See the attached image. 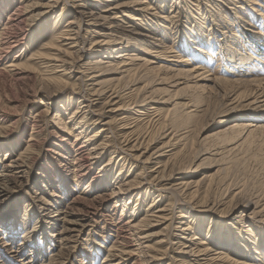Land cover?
I'll return each instance as SVG.
<instances>
[{"label":"rangeland","instance_id":"374dc122","mask_svg":"<svg viewBox=\"0 0 264 264\" xmlns=\"http://www.w3.org/2000/svg\"><path fill=\"white\" fill-rule=\"evenodd\" d=\"M138 1L0 0L14 44L0 49V173L17 158L26 180L0 192V228L15 230L0 229V264H100L108 250L189 264L204 247L264 264V130L249 125L264 121V0ZM13 10L22 23L7 25ZM108 40L104 71L85 65ZM193 63L208 79L185 74Z\"/></svg>","mask_w":264,"mask_h":264},{"label":"bare ground","instance_id":"6f19581e","mask_svg":"<svg viewBox=\"0 0 264 264\" xmlns=\"http://www.w3.org/2000/svg\"><path fill=\"white\" fill-rule=\"evenodd\" d=\"M147 0H139L137 3L138 4H142V3H144L143 5H139V9L140 10H143V11H147V9H149L150 8V6H148V5H146L147 3H145ZM17 8V10H21V8L20 7H16ZM106 9V8H105ZM124 9L125 8H122V6H119L117 9L115 8V9H112V10H107V11H109L108 12V15H102V16H98V17H101L102 19H104V21H102V22H99L101 25H106V23H108V20L110 19V22L111 23H109V24H107V25H109V26H111V28L114 26V24L112 23V21L111 20H113V17H114V19L115 18H117L118 17V15L120 16V17H122L123 15H124ZM87 12H89L88 14H85V12H82V11H80V19H81V21L80 22H88L89 20H90V18H94V17H92V11L91 10H88ZM112 15H111V14ZM135 20L136 19H139L140 17H139V15H136V16H134L133 17ZM71 21V20H70ZM98 21V19H95V21L94 22H97ZM137 21V20H136ZM138 21H140V20H138ZM7 22V23H6ZM5 23L7 24V25H11V24H15L16 25V23L18 24V23H22V18L20 17V14H19V12H17L16 10H13L12 12H11V14L10 15H8L7 16V21H6ZM5 26V25H4ZM3 26V27H4ZM7 27V26H6ZM112 30V29H111ZM5 31V30H4ZM7 31V30H6ZM60 32V31H59ZM68 32V31H67ZM67 34V33H66ZM140 34L141 35H143V36H147L148 34L146 33V32H140ZM8 35V34H7ZM62 35H63V33H62ZM69 36V35H68ZM67 36V38H70V37H68ZM111 36V35H110ZM148 36H150V37H152L153 38V42L154 43H160V42H162V40L160 41V37H158L157 35H148ZM59 37H60V34H59ZM64 37H66V35H64V36H62V39L61 40H64ZM112 39L111 40H114L115 38L114 37H111ZM129 38V37H128ZM111 40H108L109 42L107 43V44H105V46H103L104 48H105V50L108 52L107 54H104V55H101V56H96V57H94V58H91L90 59V61H87L88 63H90V64H86V63H84L85 65H93L94 64V68H96V69H103V71H104V67H105V65H108V64H110V60L111 59H108L107 57H109L110 56V52H112V47L114 46V44L116 45V43H111L112 41ZM59 41H60V39H59ZM58 41V42H59ZM69 42H71V41H69ZM69 42H65V44H67V43H69ZM115 42H118L116 39H115ZM48 43H52V41H50L49 40V42ZM47 43V44H48ZM62 43V42H61ZM14 44H12V40H4V38L0 41V49H2L3 51H4V48H9V47H12ZM64 45V44H63ZM73 45H76V43H72V45H70V47L71 46H73ZM48 46V45H47ZM163 49H166V46H167V44H163ZM103 48V49H104ZM151 48H156V46H151ZM142 49H143V47H142ZM147 49V48H146ZM57 50H59L60 51V48H57ZM69 50L67 49V47H64V48H62V51L61 52H68ZM149 51H153V50H149ZM123 52H125V51H122V52H119L117 55L118 56H120L121 55V58H120V60L118 61L122 66H125V68H124V70L125 71H127V72H131L133 69L135 70L136 69V62H135V60H133V59H136V57H132L133 56V54H132V52L131 51H129V52H125V54H122ZM126 53H129V54H126ZM107 55H109V56H107ZM132 55V56H131ZM153 55H157L156 53H153ZM177 57H173L172 59L173 60H175L176 62H182V61H185L187 58H185V56H180L179 54H177L176 55ZM105 57V58H104ZM4 58V57H3ZM123 58H128L129 59V61H126L125 59H123ZM57 59H58V57H57ZM65 61V60H64ZM63 61V62H64ZM150 61H153V60H149V62ZM122 62V63H121ZM178 64H180V63H178ZM178 64H176V65H178ZM10 65H12L11 66V68L13 67V65H14V63H8L7 65H5V66H7V67H9ZM15 66H16V64H15ZM16 67H18V66H16ZM199 67V64H197V63H193V65L190 67V68H187L186 69V71H185V74L187 73L188 74V76H190V75H192L191 77H196L197 79H208V78H206L207 76L206 75H202L201 73L202 72H198V73H196V68H198ZM3 68V67H2ZM6 68V67H5ZM4 68V69H5ZM7 69V68H6ZM175 69V68H174ZM2 70V69H1ZM183 70H177V72H182ZM205 70H203V72H204ZM84 72V70H82V73ZM92 75H94L93 73L91 74V76ZM96 75V74H95ZM189 78V77H188ZM215 81V80H214ZM142 112V111H141ZM73 115V114H72ZM71 116V115H70ZM243 123L240 121V119H234V120H232V121H229V122H227L226 124H224L223 126H221L219 129H217V130H212V131H210V135H212V134H217L218 132H221V131H232V130H237L236 128L238 127H240L241 125H242ZM250 126H256V127H260L262 130H264V121H260V122H251L250 124H249ZM123 126V125H122ZM242 127V126H241ZM253 129V128H252ZM247 130V129H246ZM252 131V130H251ZM250 132V131H249ZM94 135V134H93ZM80 151V150H79ZM80 155L82 156V153L81 154H79V155H77V158H79L80 157ZM10 161H13V162H15V163H11V162H5L3 165H4V172L3 173H0V192H1V190H2V187H4V186H9V185H11L12 183H16V182H24V181H26L25 180V178H24V174H23V169H22V171L20 170V169H18V162L19 161H17V158H10L9 159ZM87 169V168H86ZM66 170L67 169H63V170H61V173L62 174H65V176H66ZM75 170V169H74ZM75 171H77V169L75 170ZM78 172H80L79 170L75 173V174H77ZM76 179V178H75ZM104 194V193H103ZM42 197V196H41ZM100 198H103V196H100ZM102 200V199H101ZM101 202V201H100ZM96 208V207H95ZM164 208V207H163ZM162 208V209H163ZM161 209V208H160ZM97 210V209H96ZM55 213V212H54ZM63 213V217H64V219L67 221V222H69V223H73L74 221H73V219L71 218V217H68L69 216V214H68V211H64V212H62ZM95 213V212H94ZM6 220H7V218H3L2 219V221L5 223L6 222ZM77 222V221H76ZM75 222V223H76ZM8 223H10L9 221L7 222V224ZM85 224V223H84ZM136 224V223H135ZM142 224V223H141ZM145 224V223H144ZM143 225V224H142ZM2 226H4V224L2 225ZM17 226V225H16ZM35 226V225H34ZM123 226V225H122ZM122 226L120 227V228H122ZM132 226H133V224H132ZM141 226V225H140ZM140 226L139 227H137V228H139L140 229ZM72 228V227H71ZM119 228V229H120ZM135 228V227H134ZM184 228V227H183ZM1 229V228H0ZM1 230H3L2 232H6V233H14L15 232V230H12V229H1ZM78 230V229H77ZM122 231V230H121ZM124 232V231H123ZM119 234V233H118ZM9 235V234H8ZM125 237L126 236H124V235H121L120 236V238H122V240H125ZM197 236H194V238H196ZM8 238H10V236H8ZM7 238V239H8ZM11 239V238H10ZM6 241V240H5ZM28 241V240H27ZM121 243H118V244H122L123 242L122 241H120ZM184 243V242H183ZM187 245V244H186ZM228 247H221L220 249H218L217 251H215L214 252V254H209L208 253V248L207 247H204V248H201V249H197V253L196 254H194V252H192V250L190 249L189 250V252L188 253H190V255H192V253L194 254V256L192 257V258H190L187 262H189V264H202L201 262H199L198 260L200 259V258H205L204 259V262L206 261V260H208V259H213V260H216V264H247V263H249L248 261H246V260H243V259H237V257H232V255H231V252L232 251H227L226 249H227ZM108 249H113L111 246L108 248ZM116 249V248H115ZM119 249V248H118ZM120 251L122 252V253H124V250L122 249V248H120ZM9 252V251H8ZM126 253H128V251L126 252ZM216 253H217V255H216ZM107 254H111V255H113V253H111V251L110 250H108V252L107 253H105L104 254V256H103V258H102V262L100 263V264H114V263H119L118 262V260L116 261V262H111V258L110 257H108L107 256ZM207 254H209V255H207ZM154 255H156V254H154ZM153 254L151 255L152 257H155ZM195 255H197V256H195ZM199 255H201V256H199ZM205 256V257H204ZM232 258H231V257ZM120 259H121V257L119 258V261H120ZM25 260V259H24ZM27 260V259H26ZM61 260V259H60ZM194 262H196V263H194ZM134 264V263H133Z\"/></svg>","mask_w":264,"mask_h":264}]
</instances>
